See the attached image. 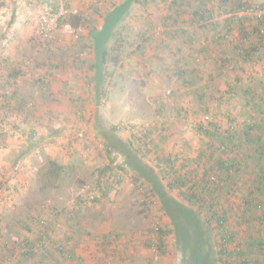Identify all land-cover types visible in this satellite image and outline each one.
Segmentation results:
<instances>
[{"label": "rangeland", "instance_id": "obj_1", "mask_svg": "<svg viewBox=\"0 0 264 264\" xmlns=\"http://www.w3.org/2000/svg\"><path fill=\"white\" fill-rule=\"evenodd\" d=\"M58 1L88 17L80 39L63 31L55 41L37 37L40 16L53 8L47 1L0 0V83L17 70L18 90L37 98L27 116L16 108L14 86L0 91V225L8 240H1L0 264H183L173 233L164 236L165 252L157 249L159 229L173 224L152 194L153 176L167 185L161 172L170 167L168 156L182 171L190 166L206 143L199 124L226 128L242 120L243 92L264 94V47L242 60L237 27L217 44L212 28L190 25L196 8L217 12L219 0H184L185 14L167 26L163 18L176 11L171 0ZM109 19L114 30L104 45L117 47L119 60L98 85L91 29L103 31ZM82 43L85 63L78 67L72 58ZM220 56L227 57L224 67ZM30 128L37 133L32 142L23 133ZM49 158L74 163L77 172L61 189L41 191L37 170Z\"/></svg>", "mask_w": 264, "mask_h": 264}, {"label": "trees", "instance_id": "obj_2", "mask_svg": "<svg viewBox=\"0 0 264 264\" xmlns=\"http://www.w3.org/2000/svg\"><path fill=\"white\" fill-rule=\"evenodd\" d=\"M43 1H47L53 8L40 16L37 37L42 36L39 26L44 17L58 13L62 7L59 6L58 0ZM126 1L130 3L137 0ZM148 1L144 0V3ZM219 3L217 12L209 8H196L190 15V25L199 24L212 28L213 41L217 44L223 43L237 27L235 51L240 59L251 60L254 54L264 47V15L257 13L264 8V4L254 7L248 0H219ZM184 5V0H171L169 7L176 9L175 15L179 17L173 13V16L164 17L166 26L168 25L166 20L169 18L178 23L179 18L185 14L181 9ZM64 7L68 13L60 17L57 31L46 40H57L60 34L58 31L66 24L75 29H82L84 21L88 19L85 14L75 13L68 4ZM15 15L16 7L13 8V16ZM120 17V14L117 15L115 20H119ZM109 25H113L110 19L107 20L103 31L91 29L92 35H96L97 58L90 66L97 69L94 79L98 85L103 84L104 78L111 72L107 70L110 68L108 64L113 65L119 60V54L115 53L118 48L104 45L113 34L114 29ZM179 31L187 34L185 30ZM193 33L194 31L188 36L191 43L194 40ZM81 35L79 32V39ZM82 44L79 52L72 58L75 63H79L78 67L85 63V60L81 61V54L86 50L84 43ZM203 50L207 51L208 48ZM216 62L224 67L227 57L220 56ZM12 71L8 73L4 82L0 83V91L9 92L14 86L11 96L17 101L16 108L25 109L28 116L32 111L29 105L34 106L37 98L28 97L31 92L18 90L15 83L19 72ZM48 81L50 79L47 77L41 81L44 93ZM254 91V87H251L243 92L246 104L243 105L245 118L242 120L229 124L226 128L215 122H210V126L205 123L197 126L196 131L200 137L206 138V143L185 171L180 170L175 160L168 156L165 160L170 167L162 169L161 172L165 179H168L167 185L163 180L160 182L158 176L154 174L152 194L161 199L163 208L173 224V229H159L156 246L160 254L165 252V234L173 233L178 240L176 243L178 250H181L183 264H264V94H259L256 98ZM101 94L104 95V92ZM44 97L49 98L47 94H44ZM254 101H256L254 105H250ZM205 119L209 121L211 117L206 116ZM23 133L30 142L37 134L33 128L29 131L24 129ZM145 136L149 137V133ZM134 157L135 163L138 157L137 155ZM110 163L101 171L107 173L111 169ZM76 172L77 167L74 163H62L55 158H49L37 170L35 182L41 191L58 190L67 185ZM144 173L148 176L153 175L151 169L144 168ZM171 190H176L178 196L174 197ZM2 230L0 225V243L3 240L6 246L8 240L4 239ZM98 235L95 234L93 239L98 238ZM108 237L109 234L102 236L103 240H107ZM66 249L70 252L75 251L74 246H67Z\"/></svg>", "mask_w": 264, "mask_h": 264}, {"label": "built area", "instance_id": "obj_3", "mask_svg": "<svg viewBox=\"0 0 264 264\" xmlns=\"http://www.w3.org/2000/svg\"><path fill=\"white\" fill-rule=\"evenodd\" d=\"M74 12L78 13V10H74ZM67 13H68L67 9L64 6H62L58 13H54L50 15V17H44V19L42 20L39 26V31L42 34L41 37L45 39L48 37H52L53 33L57 31V24L59 22L60 17L64 16ZM257 13L258 15H264V8L259 10ZM60 30L65 33H69L75 38H79V32L82 29H75L70 24H66Z\"/></svg>", "mask_w": 264, "mask_h": 264}]
</instances>
